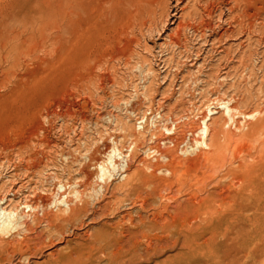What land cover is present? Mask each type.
<instances>
[{"label":"rangeland","instance_id":"1","mask_svg":"<svg viewBox=\"0 0 264 264\" xmlns=\"http://www.w3.org/2000/svg\"><path fill=\"white\" fill-rule=\"evenodd\" d=\"M78 1L0 0V264H264V0Z\"/></svg>","mask_w":264,"mask_h":264},{"label":"bare ground","instance_id":"2","mask_svg":"<svg viewBox=\"0 0 264 264\" xmlns=\"http://www.w3.org/2000/svg\"><path fill=\"white\" fill-rule=\"evenodd\" d=\"M76 1V0H75ZM82 1H84V0H82ZM82 1H81V3H80V1H78V2H76L77 3V5L75 6V4H74V6L73 7H71L73 10H72V13L70 14V16H71V18L73 17V16H78V17H81V18H85L84 20H86V22H88L91 18L89 17V13H88V11H87V9H85L84 7H85V5H84V7L82 6ZM125 1H127V0H125ZM132 1H134V0H132ZM131 1V2H132ZM162 1V0H161ZM165 1V0H164ZM207 1V0H206ZM215 1V0H214ZM213 1V2H214ZM233 1V0H232ZM232 1H229L228 3H227V6L229 7V9L232 11L233 9H232V7H230L233 3H232ZM88 2H90V0H88ZM128 2V1H127ZM126 2V3H127ZM129 2H130V0H129ZM205 2V0H194V5H193V10L191 11V12H189V14H188V17H189V19L191 20V21H194V20H196V17L198 18V17H200V18H202V17H204V12H205V6H203V3ZM211 2V1H210ZM216 2V1H215ZM125 3V2H124ZM165 3H166V1H165ZM167 3H169L168 1H167ZM207 3H209V1L207 2ZM88 6H90V5H88ZM128 6V5H127ZM167 6V5H166ZM212 6V5H211ZM107 7V6H106ZM167 8V7H166ZM107 9V8H106ZM104 10V9H103ZM216 10H219V9H216ZM92 11V10H91ZM105 11V10H104ZM131 11V10H130ZM152 11V10H151ZM165 11V10H164ZM167 11H168V8H167ZM229 11V10H228ZM90 12V11H89ZM169 12V11H168ZM207 12V11H206ZM141 13V12H140ZM164 13V12H163ZM136 14V13H135ZM85 15V16H84ZM92 15V14H91ZM111 15V14H110ZM164 15V21H163V23H164V25H166L167 24V20H168V18H169V16H170V14L168 13H164L163 14ZM209 17H212V13H210V11L208 12V14H207ZM131 16V15H130ZM163 17V16H162ZM75 18V17H74ZM200 18H198V19H200ZM218 18H219V21H222L223 20V14H219L218 15ZM84 20H82L84 23H86ZM106 20H107V18H106ZM140 20V19H139ZM82 21H81V23H82ZM218 21V22H219ZM107 22V21H106ZM195 22V21H194ZM229 22V21H228ZM75 23H76V21H75ZM78 23V22H77ZM76 23V24H77ZM84 23H82V24H84ZM89 23H91V20L89 21ZM160 23V22H159ZM80 24V20H79V23H78V25ZM81 24V25H82ZM218 24V23H217ZM75 25V24H74ZM148 25V24H147ZM84 26V25H83ZM191 26V23H190V25H187V24H184V23H179L178 24V30L179 31H185V30H187L189 27ZM210 26V25H209ZM78 27V26H77ZM87 28H88V26H86ZM86 27L84 28V29H86ZM192 27V26H191ZM215 25H211L209 28H211L213 31L215 30ZM208 28V29H209ZM81 30V29H80ZM79 30V31H80ZM83 30V29H82ZM212 31V32H213ZM215 32V31H214ZM177 33V32H176ZM227 33H228V31L227 30H224V31H222V33L221 34H219L220 35V37H224V36H226L227 35ZM140 35V34H139ZM143 39V38H142ZM3 43V42H2ZM8 43V42H7ZM5 48V47H4ZM86 50V49H85ZM85 54V53H84ZM86 55H87V53H86ZM99 66V65H98ZM226 102H228V101H226ZM223 103H225L224 101L221 103V106H222V104ZM229 103V102H228ZM226 105H225V109L224 110H226L230 115H229V117L231 116V114H232V112L234 111V110H237V106L235 107V108H230V103H229V107L227 106V103H225ZM232 106V105H231ZM220 107V106H219ZM218 107V108H219ZM233 107V106H232ZM223 108V107H222ZM208 110H209V108H208ZM239 110V109H238ZM225 112V111H224ZM239 112V111H238ZM238 112H233L234 114H237ZM219 112L216 110V111H214V110H212L211 108H210V110H209V114H207V116L204 118V120H203V122H202V124H203V127H201L199 130H200V132H201V134H202V138H203V141L201 142L202 143V145H204L205 146V148L207 147V148H211V147H213L214 146V142L213 143H209L208 141L210 140V138H214V139H217L218 140V136H219V133L221 134V131L219 132V130H218V124H219V121H215L216 122V124H215V126H218V127H212V122H213V120H214V118H216V117H214L216 114H218ZM241 113V112H240ZM243 113V112H242ZM86 115V114H85ZM239 115H241V114H239ZM243 115H245V116H248V117H252L253 115H254V113L252 114V113H248L247 114V112H246V114L244 113ZM233 116V115H232ZM235 116H237V115H235ZM234 118V117H233ZM216 120V119H215ZM234 120V119H233ZM214 122V123H215ZM172 123H174V122H172ZM219 125H221V124H219ZM175 126V125H174ZM166 128V127H165ZM221 128V127H220ZM169 129V128H168ZM172 130V129H171ZM173 130H175V129H173ZM176 130H177V127H176ZM175 130V131H176ZM198 131V130H197ZM173 134H175V133H173ZM195 135V134H194ZM171 138V137H170ZM235 139V138H234ZM239 139H241V138H239ZM171 141H172V138L170 139ZM242 140V139H241ZM175 141V140H174ZM233 141V140H232ZM235 141V145L237 144L236 143V139L234 140ZM233 141V142H234ZM173 142V141H172ZM240 142V141H239ZM243 142V141H242ZM115 143V142H114ZM174 143V142H173ZM179 143V142H178ZM200 143V142H199ZM200 143V144H201ZM152 144V143H151ZM201 145V146H202ZM234 145V146H235ZM134 146V145H133ZM175 146V145H174ZM237 146V145H236ZM183 148V147H182ZM215 148V147H214ZM235 148L236 147H234V150H235ZM239 148V147H238ZM238 148H236V150H238ZM242 148V147H241ZM176 149H178V148H176ZM245 149H247V148H245ZM131 152L129 153V155H128V153L127 154H125L122 150H121V148L117 145V143H116V146H113V148L111 147V149L109 148V149H107L106 150V152H104V156H105V159H102V158H96V159H94V161L96 162V163H98L97 165H99V167H100V170H101V172H102V175H101V177H100V179H103V180H105L104 178L106 177V175L108 176V172H110V170H109V167L111 166L113 169V171H116L117 170V168H121V171H123L124 172V174L125 173H128V174H131L132 172H133V168H134V162H135V160H136V158H137V152L135 151V150H133V147H132V149L130 150ZM135 151V152H134ZM153 151L155 152L156 151V149H153ZM239 151H240V148H239ZM242 151V150H241ZM241 151L239 152V153H241ZM160 152V151H159ZM150 153H153L152 151L150 152ZM164 154H166L165 152H164ZM163 154V155H164ZM162 155V154H161ZM204 155H206V154H204ZM203 156V155H202ZM241 156V155H240ZM165 159V158H164ZM205 159H208V156H207V158H205ZM204 159V161H207V160H205ZM118 160H120V161H122L120 164H118ZM177 163V162H176ZM179 163V162H178ZM136 164V163H135ZM179 165H180V163H179ZM109 170V171H108ZM112 172V171H111ZM108 173V174H107ZM111 175V174H110ZM113 175V174H112ZM126 175V174H125ZM109 177V176H108ZM111 177V176H110ZM107 179V178H106ZM60 185V184H59ZM68 185V184H67ZM60 189H62V188H66V184L64 185V184H61L60 185V187H59ZM65 192V191H64ZM79 192V191H78ZM77 194V193H76ZM2 199V198H1ZM1 201H4V199L3 200H1ZM6 201V200H5ZM25 201V200H24ZM64 202V199L63 200H59V202ZM8 202V201H7ZM7 202H2L1 204L2 205H4V204H6ZM23 202V201H22ZM58 202V203H59ZM24 204H27L26 206L27 207H29V208H31V209H34V206H33V204L32 203H26V202H23ZM21 204V203H20ZM23 204V205H24ZM50 204V203H49ZM57 204V203H56ZM2 205H0V230L2 229V230H7V229H14V228H18V227H20V225H24L25 227H27L28 226V224L25 222V223H20V221H19V219L20 218H15V215H18L19 213H17L16 214V211H15V209L12 207V209H10V207L8 206H6V208H5V206L4 207H1ZM69 209H71V208H69ZM211 209V208H210ZM35 210V209H34ZM72 210H74L73 208H72ZM71 211V210H70ZM75 211V210H74ZM72 212V211H71ZM49 215L50 214H48L47 213V219L49 218ZM19 217V216H18ZM22 219V218H21ZM23 227V226H22ZM16 228V229H17ZM31 230V229H30Z\"/></svg>","mask_w":264,"mask_h":264}]
</instances>
